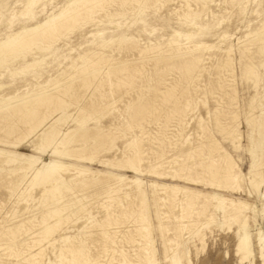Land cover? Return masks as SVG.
Wrapping results in <instances>:
<instances>
[{
	"label": "bare ground",
	"instance_id": "1",
	"mask_svg": "<svg viewBox=\"0 0 264 264\" xmlns=\"http://www.w3.org/2000/svg\"><path fill=\"white\" fill-rule=\"evenodd\" d=\"M117 1H122L121 3L123 2L126 3V1H128V3L131 5H134V4L138 5L139 3H142V1H146V0H71L70 2L68 1L69 3L66 4L64 7L62 8H60L61 6L59 7L61 9L59 13H52V15L49 16L45 21L37 23L34 26L24 27L21 30L11 35L8 34L10 36L4 42L0 43V66L7 61L10 62V59H16V58L18 59L19 56L23 54L26 55L27 52L30 53L31 55L30 50L32 49V47L41 49L42 47H44L45 44L47 45L46 47H51L53 44L60 41L64 35L68 34L69 29L72 28L73 30L74 29L76 30L78 28H81L80 26L82 25L84 26L85 24L83 23L88 24V22L90 23L93 22V20L95 19L94 18L95 14L97 16L98 12L104 11V10L107 11L106 8L108 6L110 7L111 4ZM188 1H191V0H188ZM195 1H196L195 4H197V2H202L204 0H195ZM40 2H42V0H25V2H23L24 5L22 4L23 5V11H22L23 15H32L33 8ZM125 3L123 4L125 5ZM185 3H184V6H185ZM120 5L121 4H119V6ZM126 7H128V5ZM117 8L119 7L117 6ZM197 8H199V6ZM107 9H110V8H107ZM190 10H193V9L191 8ZM190 10H186V12L185 10H183V12H185L184 16L186 17L192 16V12H190ZM116 12H117V9H116ZM107 14H108V11H107ZM193 15L195 14L193 13ZM188 23L192 25L196 24L194 20H189ZM84 32L82 31V33ZM256 33L258 37L255 38L254 40H251V44L253 48H255L254 46L258 47V56L261 57L259 54L262 53L264 49V44H263L264 43V19L262 23H260L259 25V31ZM174 34H176L175 37L182 36L181 33L179 32H176ZM92 35L93 34H91V37ZM100 37H101V34H100ZM175 37H172L171 35V40L166 39L168 41L167 42L165 41L166 43L164 42V44H162L163 42L161 41L162 45L159 44V45L152 46L147 43L148 45L146 44L143 46V44H141L142 45L141 46L140 44H137V42L135 43V41L132 42L130 46L127 45V51H129L130 53L131 52L135 53V55H133L134 58L132 59L129 58L130 56L126 59H123V57H121L122 59H120V57L119 59H115V58H112V56L111 57L108 56L104 52L98 51L99 48L104 49L108 44L102 38L103 41H101V39H100L101 42L98 41L99 42V44H97L98 49H96L95 51H90L84 57H80V59L84 61L83 63H81L83 65L79 66L80 67L79 69L77 68L78 72L76 73L75 76L71 77L70 80L67 79L68 81L63 82V83H61V81L59 80L55 81L56 83L54 84L53 88H51L52 85L50 87L45 85V86H40L38 90L35 88L36 87L35 86L34 88L36 90L31 91L29 89L30 91V92L28 91L29 93H24L27 90L25 89L23 92L24 95L18 96L16 94L18 97L14 99L12 97L0 98V144L10 145V146H14L15 148H17L19 145L25 143V141L33 140V145H34L33 147H35L37 150L41 151L42 154H44L41 157H36V156L28 155L18 150L8 151L6 149L0 148V159H2V162L6 164V166L9 165V167H5V168L2 166L3 169L0 170V188L3 187L7 190L6 191L4 189L6 191V194L8 192V195H6L4 191V195H6V197L8 196L7 199L6 198L4 199H6L9 204H11L9 207L10 209H8L7 212H5L4 210V212L7 213L9 218H12V220L15 221L14 223H11V224L9 223L11 219L9 222H6L5 220L0 222V242L7 243V247L3 249L4 252L0 254V264H3L2 258L4 259L12 258L13 259V257L14 259L22 258L23 264H45L46 259L44 260V258H46L45 256L46 250L48 249V251H50L51 248L53 250L55 249L56 254H57L56 257L54 255L55 253L53 254L54 258H56V260L54 259L55 260L54 264H100L103 262L102 259H104L103 263H106V264H114V263L115 264H160L159 263L160 260L158 259V255H159L157 251L158 249L156 248L157 244L155 243V240L153 238V232L155 228L158 229V231L160 232L161 238H162L163 260L166 262V264H195L198 261L200 254L204 250H206L205 248H206L207 238L205 239V236H206L205 233L199 234L198 233L199 231L198 232L191 231L192 229L191 227L197 226L200 218L202 217L208 218V222L206 221L207 218L205 221L209 225H213L211 223H216L215 225H217L218 228L219 226L223 227L226 225L231 226L232 224H236V225L238 224L239 230L237 233V244H236L235 252L239 255L238 257L240 258V264H253L254 261H252V259L256 257L255 255L256 250H255V245L252 240V235L249 232V225L252 223V221L256 222L255 219L258 215H257V212L255 211L256 210L255 206L249 204L247 201H244L239 198H227L224 195H220L218 193H212V192L211 193L208 192V194H204L201 191L190 189V188H184V187L174 185V184L168 185L166 183L160 184L158 182H155L152 184H148V183L146 184L142 179L138 177L129 178L126 176H122L120 174H115V173H103L104 171L103 172L101 171L90 172V170L87 168H79V167H76L70 164L65 165L64 162L61 161L63 158L64 159L66 158L77 159L83 162L85 161V162H92V163H94L95 161H98L100 164H103V165L109 164L113 167H118V168L124 167L126 169L128 168V169L135 171L136 173L146 171L152 174L154 173V175L156 174L161 177L163 176L164 178L166 176L168 177L170 176L172 180L173 178H177L181 180L184 179L186 182L192 183L191 185L203 183L210 187L211 186L216 187L219 190L220 189H231L235 191L240 190V188L242 187L241 183L244 181V178L242 175L243 173L238 168L237 163L234 161L233 157L227 151H221L222 149L221 147H219L220 143L217 144L216 141L211 140L209 137L208 138L210 140H207V139L205 140L208 141L206 143H208V147H209L211 154L210 155L208 154L209 158L204 161L205 163H198V164H193L192 166H190L188 164L189 162L186 163L185 160L182 161L183 163L181 162L177 163L179 161H176L174 163H177L176 164L177 166L174 168V172L172 171L168 174L166 173L168 169L165 171V169L167 168V164L169 166V164L171 165L173 159L177 160L176 159L177 156H174L176 157L174 158L173 157L174 154L172 153L173 159L171 161H167L165 159L166 162H164L165 160L162 163L160 162L161 164H159L157 167L151 166L152 164H149L151 162V159L152 160L155 159L153 158L154 157L153 155H158V158H157L158 161L161 160L160 158H162L163 156L165 157V153H166L165 144L166 142L167 144L168 142L171 143L170 141H173L172 139L177 138L176 143L174 144L172 143V144L176 146V149L178 151H180L182 154L183 153L187 154V152H189L188 150L189 140H184L183 138L182 139L183 142L182 141L180 142L179 141L180 139L178 140V137H181L180 132L187 131L190 126L189 125L190 123L188 122L189 119L187 120V117L189 115V111L192 110L191 104L193 102H189L190 100H188L187 103L184 102L185 100L183 98H185L186 94L188 93L186 91H183L184 86L182 87L183 90H181L178 87L180 85V84L178 85V83L174 85L167 84V81H168L167 77L169 76V72L173 69L179 70L182 73V75L180 74L179 75L182 77V80L184 81V83L186 82L188 84H194V86H196L197 88L196 90H198L199 92L198 87L202 85V83H200L202 82L200 81L201 78L208 76L207 73L209 70V66L212 63L214 56L217 55L218 51L219 52L221 51L220 49L221 47L217 45L209 44L203 41L193 40L194 37L191 33L185 34L183 36V38H185V40L187 41L186 43H184L183 41L174 40L173 38ZM228 37L229 35L227 33H223L222 35L219 36V39L222 41H225V39H227ZM81 38L86 39L87 37H82L81 35ZM129 41H130L129 38L123 37L118 40V43L119 45L123 46L124 44H129ZM87 42H86V45H87ZM94 43L96 44V42ZM164 45H165V48H164ZM249 46L250 45H244L241 47V49H239L242 53V55L240 54L241 56L248 57L251 54L252 50L250 49L251 47L249 48ZM89 49H92V47H89ZM45 50H48V49H45ZM45 50L43 52H45ZM65 52L67 55L68 50ZM82 52H79V53H82ZM221 52L223 56L219 59L220 61L217 62L219 63L218 67L217 66L214 67V68H217V70H213L215 72L214 74H212L213 77L209 78L208 80L209 82L208 87H211L213 90L215 89L216 91L218 90L217 94H219V92L227 93L226 96L225 95L224 96L227 97V100L232 103L237 98L234 86L232 85V82H234V73H235L233 69V66L235 68V65H233L234 64V59L232 55L233 49L227 48L226 50H223ZM40 53H42V51ZM252 56H250L251 59H252ZM243 58L244 57H242V59ZM261 58H263V55ZM61 60H64V59H61ZM176 60H177L176 63L173 62V64H171L172 61H176ZM15 61L17 60H14V62ZM41 61L30 62L27 64V66H25V68L27 69L31 68L34 70V68L38 66L41 63ZM214 61H215V58H214ZM245 62L247 63V61ZM248 62L251 63L252 61H248ZM260 62H264V61L261 60ZM43 63L41 65H43ZM71 63H74V61L73 62L71 61ZM252 64H255V63H252ZM44 65H47V64L45 63ZM252 68L251 67L247 68L244 71L247 72L248 75L252 74L253 76V74L255 73L254 71L257 69L256 68L252 69ZM40 69L41 68L39 67V70ZM44 69L45 68H43V70ZM149 71L151 72V77L149 76L150 73L149 75H147ZM244 71L242 70L243 74H245ZM175 72L177 74V71ZM257 72L259 73V71ZM71 73H74V72H71ZM11 75H14V73ZM55 75H56V72H55ZM170 75L172 76V74ZM255 75L256 74H254L253 77L258 79V77H255ZM258 76L260 75L258 74ZM34 77H35L34 78L35 80L39 79V77H36V76ZM242 77H244V75ZM175 78H176L175 80L178 81L177 79L178 77L176 76ZM153 80L155 81L156 84L153 83L155 85L153 88H151L149 86V83H151ZM246 81H243V82H246ZM135 82H139L140 85L134 87L133 84ZM26 83H29V82H26ZM172 83L173 82L171 83L169 82V84H172ZM196 83H200L201 85L199 86ZM246 84L247 86L249 85L248 87H250V84H248L247 82ZM202 86H204V84ZM256 87L254 90H256ZM102 88L104 89L106 88L110 92L116 93V94H118L119 92L120 93L125 92L126 94H129V95H132L133 92L134 93L136 92V94H138L136 99L134 101L131 100L130 103L127 102V100H125L129 104L126 106V112L125 110L124 112L125 114L128 112V115H129L128 125L131 128L134 129L135 126L136 127L137 125L139 126L138 123L140 120L149 119V122L151 123V120H158V117L163 115L167 119H170L171 117L177 119L178 121L176 125L178 127L177 134H176V131H174L175 134L171 133V135H174V136H168V133L166 131L167 128H166L165 130L161 131L162 135L160 138L155 139L156 141L154 140L151 141L150 139L151 136L149 135L150 138L149 137L148 138L150 140L149 139L147 140L151 141L152 144H158L161 150L160 152H158V150L156 151V149L152 150L153 148L151 149L150 148L151 146H150L149 147L150 150H147V151L150 153L153 151V155H152L153 157L150 156L151 159L145 158V153H147V151H145L146 149L144 146L142 135L140 133L141 135L140 137L139 136L134 137L127 143L126 147H124L125 149L123 148L122 156L119 159H113L111 161L110 160L101 161V159L99 158H102V157L100 156L98 158L99 153L101 155V152H104V149L103 151L101 149L102 148H107V150L115 149V140L118 137L117 135L121 132L123 133V130H124V129L121 130L120 126L116 124V122L115 123L112 122L111 124L109 123L110 125L108 126L105 125L101 127H93V128L84 129V126L88 121L87 119L96 117V120H97L98 118L97 116L101 113L99 112L100 111L99 107L103 106V103H104L103 108L107 109V111L108 109L110 110L111 108H114L115 107L114 104L117 103L116 101L115 102L109 101L105 103L108 100L105 101L103 99L100 103L99 101L100 97L98 98V100H96L95 93L97 90H99L98 93L101 92ZM160 88H163L164 91H161ZM191 88L189 87V89ZM91 89L95 91L94 93L95 101L88 100L86 101L87 104L85 105L83 104V106L81 107L79 106L78 111L82 115V117L81 119L80 118L77 119V123H78L77 127H75L74 129L63 130L61 128L62 123L70 118L68 114V109L70 107L72 108L75 107V106H72L74 102L75 104L80 103V99L83 98L84 92L87 90L89 91ZM204 89H205V86H204ZM200 91H203V88ZM208 91L210 90L208 89ZM102 93H105V92H102ZM195 95H196L195 96L196 98L198 95L197 94ZM201 95H204V94H201ZM253 95L257 96V94H253ZM98 96L103 97L104 95H101L100 93V95ZM219 96H221V94ZM253 99H256V98H253ZM122 100H124V98ZM209 100H212V99H209ZM224 100H226V98ZM121 102L123 103V101ZM196 102L197 101H195L194 103ZM216 104L217 103H214V105ZM195 106L196 105H194V108ZM197 106L200 107L199 105ZM222 107L224 108V105ZM206 110L208 109L206 108ZM217 110L218 108H216V111ZM254 111L253 113H255ZM261 111H263V108ZM222 112H224L223 109H222ZM115 113L116 112H114L113 114ZM227 114L225 115L227 116ZM117 115H116V118L118 117ZM215 115L216 117H213V118H216L217 126L220 129L219 131L227 133L234 145V148L236 150L239 149V147L241 146L240 143L242 139L241 138L242 135L240 134V131H239L240 125L237 127L233 123L235 127H232L231 130L226 131L227 129L225 130V126H224L225 124L223 125L222 123V119L220 117L221 115L220 114L219 115L215 114ZM235 115L236 114H234V118L231 116V120L232 118L233 120L236 119ZM125 116L127 117V115ZM236 116L239 118L240 114L238 113ZM118 118L120 119V117ZM98 119H101V118H98ZM247 119H250V118H247ZM226 120L227 119H225V121ZM228 121H230V119H228ZM142 122L144 123L145 121H142ZM142 122L141 124H143ZM202 122L198 124L197 128H198V131H200L201 129V131L205 134L207 130L204 128V126H202ZM206 122H209V121H206ZM212 122H213V119H212ZM122 123H123V120H122ZM235 123H237L236 120H235ZM206 125L207 124H205V127ZM174 126L175 125H173V127ZM207 126L209 127V125ZM197 128H196V131H197ZM128 130H129V127H128ZM142 130H145V129L142 128ZM135 132H138V131H135ZM152 132L153 131H151V133ZM260 132L263 133L262 126H259V133ZM203 133H202V136H203ZM130 134L128 133L126 135H130ZM144 134H147V133L144 132ZM159 134L160 133H158V135ZM218 134L220 133L218 132ZM207 135L208 134H206V136ZM147 136H144V137H147ZM182 136H185V135L183 134ZM125 137L127 138V136ZM212 137L214 138L213 135ZM130 138H127V139H130ZM118 140H120V138ZM198 143H201V142L199 141ZM200 147L202 151H203L202 147H204L205 149V146L201 145L197 147V149L195 150H198ZM192 150L194 149L191 148V151ZM47 152H52V155L55 156V159H52V158L45 159L44 156L46 155ZM168 152L169 151H167V153ZM213 152L215 153L218 152V156L213 157ZM107 154L109 153L107 152ZM200 154H203V152ZM149 155L150 154H148L147 156ZM179 157H183V156L179 155ZM188 157H184V158H188ZM215 157H218V158L216 159ZM166 158L169 159V156H167ZM146 159H148V161ZM263 160L261 163H263ZM256 163L257 162L253 163L252 170H250L251 176H249L250 178L248 177L249 178L248 183H250V187L254 188L253 190H256L258 192L261 182L259 181L260 174L259 172H257L258 163L257 164ZM143 164L144 165L146 164L149 167L144 166L146 167V169H143V166H142ZM147 169L149 170L147 171ZM72 172L74 174L70 175ZM167 172H169V170ZM261 176H263L262 173H261ZM262 182H264V179ZM190 183H187V184H190ZM98 187L101 188L102 192H104L105 194L104 197H106V200L103 201L101 208H99V209L104 210V215H102L101 218H98V217L96 218L93 216V213L90 210V208H93V207L89 208L90 205L88 206L84 203L85 198L81 199L82 196L79 195L81 193H84L85 191L90 192V189H97ZM2 189H0V191ZM91 192H93V190ZM38 196H40L38 200H40V205H41V208L43 209L41 211L40 216L34 217L36 214H33V216L31 215L29 205L32 202H34L35 204V201H37L36 197ZM0 198L2 197L0 196ZM66 198H68V200H65ZM98 201H94V202H98ZM23 202H25L27 205L25 207L21 206L23 208H20L19 206ZM94 202H93V205L95 204ZM7 204H5L4 206H7ZM197 205L200 206V209L197 210L196 212L195 208L198 207ZM4 206H0V213H1V210H3ZM97 208L98 207H96V209ZM32 211L35 212V210L33 209ZM213 211L221 212L220 220L215 219L214 215H209V214H213L212 213ZM93 212H97V210ZM194 214L197 216V220H196L197 222L191 225L190 224L191 221L188 220L187 222L186 220L191 219L194 216ZM84 218L86 220H89L90 224L87 226V224L89 223L88 222L84 226L78 225V228L81 230H79L77 234L68 235L69 230L72 228L71 226L73 225V227L75 226L77 227V224ZM153 221L155 222V224L153 223ZM127 222L128 223L131 222L133 225L127 231L121 230L122 225H124ZM204 230H206V228ZM170 231H173L172 236L168 235ZM186 232H190V236L187 238L185 237ZM30 233H32V236H33L32 237L30 235L32 237L30 242H25L21 240V236L24 237L25 234L28 235ZM254 236H256L258 240L257 241L258 242L257 244L258 257L261 259L262 261L261 263L264 264V232L263 230L261 228L256 229V233ZM34 249H36L35 252L32 251ZM93 249L99 250V254L97 256L93 255ZM1 250H2V246H1ZM1 250H0V253H1ZM11 263L14 264V262H11ZM49 264L51 263L49 262Z\"/></svg>",
	"mask_w": 264,
	"mask_h": 264
},
{
	"label": "rangeland",
	"instance_id": "2",
	"mask_svg": "<svg viewBox=\"0 0 264 264\" xmlns=\"http://www.w3.org/2000/svg\"><path fill=\"white\" fill-rule=\"evenodd\" d=\"M68 1L70 2L71 0H42V2H40L39 4H37L33 8V14L32 15H23V12H22L23 11V5H24L23 2H25V0H0V43L4 42L11 34L16 33L17 31L21 30L22 28L34 26L37 23L45 21L49 16L52 15V13H59L60 10H61L60 8L64 7L66 4H68L69 3ZM194 1L195 0H191V1H188V0H184V1L183 0H167V1H165V0L164 1L163 0H146V1H142V3H139L138 5L137 4L131 5V4L128 3V1H126V3L123 2V3H125V5H124L123 3H121L122 1H117V2H115L113 4H111L113 7L111 5H110V7L109 6L107 7V8H110V9L106 8V10L108 11V14H107V11H105V10L104 11H100V12L97 13V16H99L100 18L97 17L96 14H95V16H94L95 19L93 20V22H91V23L88 22V24L83 23L85 25L84 26L83 25L80 26L81 28H78L76 30L75 29L73 30L72 28H71L72 30L69 29L68 34L64 35L62 37L63 40L61 39L60 41H58L59 43L58 42L55 43L56 45L53 44L51 47H46L47 45L45 44L44 47H42L41 49H38L36 47H34V48L32 47L33 50L32 49L30 50L31 55H30V53L27 52L26 55L23 54V55H21L22 57L19 56L18 59L17 58L16 59H10V62L7 61V62L4 63L5 65L2 64L0 66V69H1L0 70V76L2 75L0 77V98H2V97H4V98L12 97L14 99V98H16L18 96L24 95V93H29L30 92L29 89L31 91H33V90L35 91L36 89L39 90L40 86H45V85H47L48 87H50L52 85L51 88H53L54 84L56 83L55 81L59 80V81H61V83H63V82H66V81L70 80V78L75 76L76 73L78 72V69L80 68L79 66L83 65L81 63H83L84 61L82 59H80V57H84L90 51H95L96 49H98L97 44H99V42H101L103 40L106 41L108 44H107V46L104 49L103 48L102 49L99 48L98 51L104 52L108 56H110V57L112 56V58H115V59H119V57H120V59H122L121 57H123V59H126L129 56H130L129 57L130 59L134 58L133 55H135V53H133V52L130 53L129 51H127V45L130 46L131 43L134 42V41H135V43L137 42V44H140V45L143 44V46L146 45L147 43L149 45H152V46L153 45H159L162 42H163L162 44H164L165 41L167 42L168 40H171V35H172V37H175L176 34H174V33H176V32L181 33L182 36L181 37L178 36L179 38L176 36L173 39L174 40H178V41H183L184 43H186L187 41L185 40V38H183V36L185 34L191 33L193 35V37H194L193 40H195V41H203V42H206V43H209V44L217 45V46L221 47L220 48L221 51L226 50L227 48H232L233 49L232 55H233V59H234V64L233 65H235V68L233 66V69H234L235 73H234V82H232V85L234 86V89H235V92H236V97H237L236 100H234V102H232V103L227 100V97H225L227 93L219 92V94H217L218 90L216 91L215 89L213 90L211 87H208L209 86L208 80H209V78L213 77L212 74H214V72H215L213 70H217V68H214V67H216V66L218 67L219 63H217V62H219L220 61L219 59L223 56L221 51L220 52L218 51L217 55L214 56L215 61H214V58H213V61L210 64L209 70H208V73H207L208 76L204 75L205 77L204 78L202 77L201 80H200V81H202L200 83H202V85L204 84L205 89H204V86H202L200 83H196L199 86L201 85L200 87H198L199 92H198V90H196L197 88H196V86H194V84H188L186 82H185L186 84L184 83V81L182 80V77L180 76V75H182V73L179 70L173 69V70H171L172 72L171 71L169 72V76L167 77V80H168L167 84L168 85H174V84L178 83V85L180 84L178 87L181 90L184 89L183 91L188 92L186 94V96H185L186 99L183 98L185 100L184 102L187 103L188 100H190L189 102H193L194 103L195 101H197L196 102L197 104L194 103V105H196L195 108H194L193 103L191 104L192 105L191 106L192 110L189 111V115L187 117V120L189 119L188 122L190 123L189 124L190 126H189L188 130L185 131V132H180L181 133V137H178V140L180 139L179 140L180 142L182 141L183 138H184V140H189V142H188V148H189L188 150H189V152H187L188 155L185 154V153L182 154L180 151H178L176 149V146L173 145L174 143H176L177 138L176 139H172L173 141H170L171 143L168 142L169 145L166 142V144H165V151H166L165 157L163 156L162 158H160L161 160H159V161L157 160L158 155H153V151L151 153L147 151V150H150V148L151 149L153 148L152 150L156 149V151L158 150V152H160L161 151L160 150V146L158 144H152L151 141L152 140L156 141L155 139L160 138L161 135H162L161 131L165 130L166 128H167L166 131L168 133V136H174V135H171V133L175 134L174 131H176V134H177L178 127L176 125H177L178 121H177L176 118L171 117L170 119H167L166 117L161 115V116L158 117V120H151L152 125L149 122V119H147L148 122H147V120H140L139 121L138 124H139V126L141 128L138 125H137V127L135 126L134 129L131 128L128 125V120H129L128 112L126 114H125V112H126V106L131 102V100L134 101L136 99L137 95H138V94H136V92L134 93L133 91H132L133 93L131 92L132 95L126 94L125 92H122L123 94L120 93V92L118 94L112 93L106 88L105 89L102 88L101 92H99V93H98L99 90H97L96 93L92 89L89 90V91L87 90L88 93H87V91H85L84 94H83V98L80 99V103H76L75 104V102H74V104L72 106H75V107H73V108L70 107L68 109V114H69L70 118L62 123L61 128L63 130H68V129H74L75 127H77V124H78L77 123V119H79V118L81 119V117H82V115L78 111V108H79V106L80 107L83 106V104L84 105L87 104L86 101H88V100L89 101L90 100H94L95 101V99L98 100V98L100 97V99H99L100 103H101L102 99L105 100V101L108 100L105 103H107L109 101H112V102L116 101L117 105L114 104V106H115L114 108L115 109L111 108L110 110L108 109V111H107V109L103 108V106H104V103H103V106L99 107V110H100L99 112H101V113L97 116L98 118H101V119L97 118V120H96V117L89 118V119H87L88 121H87V123L84 126V129H86V128H93V127H101V126H105V125L108 126L112 122L113 123L116 122V124H118L120 126L121 130L124 129L123 133L121 132V133H119L117 135L118 137L116 139L117 141L115 140V149H113V150H109V149L107 150V148H102L101 149L102 151L104 149V152H101V155H100V153L98 155V158L100 156L102 157V158H99V159H101V161H106V160L107 161H109V160L111 161L113 159H119L122 156L123 148L126 147L127 143L132 138L137 137V136L140 137L142 135V139H143L144 146H145V149H146L145 151H147V153H145V158H150L151 159V157H153V156H154L153 158H155V159H153L154 161L151 159V162L149 163V164H152L151 166L157 167L165 159L167 161H171L174 156H177V158L174 157L177 160H174V159H173L174 161L172 160L173 164L171 163V165L169 164V166L167 164V168L165 169V171L168 169L169 172H167L168 171L167 170L166 173L169 174L172 171L174 172V168L177 166L176 164L180 163V162L183 163L182 162L183 160H185L186 163L189 162L188 164L190 166H192L193 164L205 163L204 161L209 158L208 154L209 155L211 154V152L209 150V147H208V143H206V142H208L207 140L211 139V140L216 141L217 144L220 143L219 147H221V149H222L221 151H227L233 157L234 161L237 163L238 168L243 173L242 175H243L244 181L241 183L242 187L240 188V190H238V191L237 190L236 191L235 190H231V189H220L219 190L216 187H212V186L210 187V186H207V185H205L203 183H198V184H195V185L194 184L191 185L192 183L186 182L184 179H182L183 181L181 179H177V178H173V180H172L170 176L169 177L166 176L167 178L165 177L166 178L165 179L163 176L161 177V176L156 175V174L154 175V173L152 174V173L146 172V171H143V172H140V173H136L135 171H133L131 169H128V168L126 169L124 167H119V168L118 167H113V166H111L109 164L108 165L107 164L103 165V164H100L98 161H95L94 163H92V162H85V161L83 162V161H80V160H77V159H71V158H66V159L63 158L61 161H63L65 165H69L70 164V165H73V166H76V167H79V168H87V169L90 170V172H93V171H101V172H103L104 171L103 173H115V174H120L122 176H126V177H129V178L138 177V178L142 179L146 184L147 183L148 184H152V183H155V182H158L160 184H165L166 183L168 185L174 184V185H178V186H181V187H184V188L195 189V190L201 191L204 194H208V192H210V193L212 192V193H218L220 195H224L227 198H239V199H242L244 201H247L249 204L255 206V208H256L255 211L257 212V215H258L256 217V219H255L256 222L252 221V223L249 225V232L252 235V240H253V243L255 245V250H256V253H255L256 257L254 259H252V261H254L253 264H262L261 263L262 261L258 257V254H257L258 253V251H257L258 250V246H257V244H258L257 241L258 240H257L256 236H254V235L256 233V229H260L261 228L263 230V232H264V207H263L264 206V182H262L263 179H264V174H263L264 173V160H263L264 159V100H263L264 99V62H260L261 60L264 61V53H263L264 49H263V52L259 54L261 57L263 55V58H261V57L258 56V47L254 46L255 48H253V46L251 44V40H254L255 38L258 37L256 32L259 31V25H260V23H262V21L264 19V0H247V2H246V0H209V1L208 0H204L202 2H197L198 5L195 4L196 1L195 2ZM243 2H244V4H243ZM184 3H185V6H184ZM119 4H121V5L119 6ZM127 5H128V7H126ZM205 5L207 7L208 6L209 7L207 8ZM21 6H22V8H21ZM117 6L119 8H117ZM198 6H199L200 10H199V8H197ZM121 7H123L124 9L121 8ZM184 7H185V9H184ZM190 7L193 10H190L191 9ZM201 8H202V10H201ZM116 9H117V12H116ZM194 9H196L197 11L194 10ZM211 9H212V11H211ZM110 10H111V12H110ZM112 10H114V11H112ZM126 10H128V11H126ZM183 10H185V12H186V10H190V12H192V16H190V17L184 16L185 12H183ZM121 11H123V12H121ZM201 11H202V13H201ZM101 12L102 13L106 12V13L104 15V13L102 14ZM99 13H101L102 15L99 14ZM193 13L195 15H193ZM197 14H199V15H197ZM112 15H113V17H112ZM188 18H189V20H194V22H196V24L192 25V24L188 23L189 22ZM82 31L83 32L85 31V32L82 33ZM223 33H227L229 35V37L227 39H225V41H222V40L219 39V36L222 35ZM8 34H10V35H8ZM91 34H93L92 37H91ZM100 34H101V37H100ZM81 35H82V37H87V38L86 39L85 38H81ZM123 37L129 38L131 42L129 41V44H124L123 46L119 45L118 40L123 38ZM102 38H103V40H102ZM100 39H101V41H100ZM166 39H168V40H166ZM86 42H87V45H86ZM94 42H96V44ZM92 44H94V45H92ZM241 45L242 46L250 45L249 48L251 47L250 49L252 50V52L248 56L249 58L247 56H241L242 53L239 50L242 47ZM66 46H67L68 49L66 48ZM89 47H92L93 50L89 49ZM256 47H257V49H256ZM164 48H165V45H164ZM43 49L44 50L48 49V50H45V52H43L44 51ZM67 50H68V52H67V55H66L65 51H67ZM72 50H74V51H72ZM256 50H257V52H256ZM41 51H42V53H40ZM79 52H82V53H79ZM58 53H60V54H58ZM78 54H79V56H78ZM250 56H252V59H251ZM242 57H244V58L246 57L245 60H244V58L242 59ZM39 58H41V59H39ZM43 59L45 60V62H44ZM61 59H64V60H61ZM14 60H17V61L14 62ZM41 60H43V61H41ZM69 60H71L72 62L74 61V63H71V61H69ZM177 60L176 61H172L171 64H173V62L176 63ZM33 61H37V62L41 61V63L38 66L42 70L41 69L39 70L38 66H36L34 68V70L31 69V68H28V69L25 68V66H27L28 63L33 62ZM245 61H247V63ZM248 61H252V62L250 63ZM42 63H43V65H41ZM45 63L47 65H44ZM252 63H255L256 66H255V64H252ZM244 66H245V68H244ZM246 67L247 68H250V67L252 68L253 67L252 69L256 68L257 70L254 71L255 72L254 74L257 75V76L255 75V77H258V79L253 77L254 74H253V76H252V74H249V75H251V76H249L248 73L244 71L245 69H247ZM43 68H45V69L43 70ZM75 68L76 69L78 68L77 71H76ZM29 69H31V70H29ZM56 70H58V71H56ZM242 70L244 71V73L246 75L243 74ZM175 71H177V74H176ZM196 71H197V69H196ZM257 71H259V73ZM55 72H56V75H55ZM63 72L65 73V75H64ZM71 72H74V73H71ZM13 73H14V75H11ZM149 73H150V75H149ZM170 74H172V76ZM258 74L260 76H258ZM45 75L47 76V78H46ZM147 75H149L151 77V72L149 71L147 73ZM243 75H244V77H242ZM34 76L39 77V79L35 80ZM48 76H49V78H48ZM66 76H67V78H66ZM176 76L178 77L177 79H178L179 82L177 80H175ZM247 76H248V78H247ZM249 77L251 79H253L254 81L251 80ZM53 79H54V81H53ZM62 79H64V80H62ZM204 79H206V80H204ZM255 79H257V80H255ZM49 80H50V82H49ZM174 80H175V82H174ZM246 80H248V81H246ZM243 81H246L248 84H250V87H248L249 85L247 86L246 82H243ZM256 81H258V82H256ZM26 82H29V83H26ZM43 82H45V83H43ZM169 82L170 83L173 82V83L169 84ZM253 82H255V83H253ZM151 83H149V86L151 88H153L156 83H155L154 80ZM153 83H155V84H153ZM133 85L135 87V86L140 85V83L139 82H135ZM253 85L255 87L257 85H259V86L256 87V90H254L255 87ZM182 87H183V89H182ZM189 87L190 88L192 87L193 90H192V88L189 89ZM194 88H195V90H194ZM202 88H203V91H200V90H202ZM25 89H27V90L24 92ZM160 89H161V91H164L163 88H160ZM208 89L210 91L211 90L212 91L210 92V91H208ZM248 89H249V91H248ZM17 91H19V92H17ZM204 91H205V93H204ZM102 92H105L106 94L102 93ZM94 93H95V99H94ZM100 93H101V95H104V96L103 97L98 96V95H100ZM109 93H110V95H109ZM193 93H194V95H193ZM195 94L198 95L197 96L198 98L197 97L195 98V96H196ZM201 94H204V95H201ZM220 94H221V96H219ZM253 94H257V96L256 95L254 96ZM258 94H260V95H258ZM189 95H191V96H189ZM262 95H263V97H262ZM109 96H111L112 98L109 97ZM203 96H205V97H203ZM215 96H217V97H215ZM105 97H107V98H105ZM200 97H201V99H200ZM123 98H124V100H122ZM225 98H226V100H224ZM251 98L252 99L256 98V99L252 100ZM196 99H198V100H196ZM209 99H212V100H209ZM125 100H127V102H129V103H127ZM121 101H123V103ZM199 101H201V102H199ZM216 101H218V102H216ZM221 101H222V103H221ZM205 102H207V103H205ZM69 103H71V102H69ZM202 103H204V104H202ZM214 103H217V104L214 105ZM123 105H125V106H123ZM197 105H199L200 107H198ZM223 105H224V108L222 107ZM122 106H123L124 109L122 108ZM225 106H226V108H225ZM261 107L263 108V111H261L262 110ZM121 108L123 109V111H122ZM206 108L208 110H206ZM216 108H218V110H217L218 112L216 111ZM193 109H194V111H193ZM222 109H223L224 112H222ZM124 110H125V112H124ZM196 110H197V112H196ZM219 110H220V112H219ZM251 110H252V112H251ZM118 111H120V112H118ZM253 111L255 113H253ZM114 112H116L118 115L116 113L113 114ZM123 112H124V114H123ZM236 112H238L240 114L239 118L236 116L238 114ZM214 113L218 114V115L219 114L221 115L220 117L222 119L223 125L225 124L224 126H225V130L227 129L226 131L231 130V128L235 127V125L237 127L240 125L239 126L240 127L239 131H240V134L242 135L241 136L242 139H241V143H240L241 146L239 147V149L236 150L234 148V145H233V143H232V141L229 138V135L227 133L219 131L220 129L217 126L216 118H213V117H216V115ZM227 113H229V114H227ZM223 114H224L225 117L223 116ZM225 114H227V116ZM234 114H236L235 115V117H236L235 120L239 124L235 123V120H233ZM116 115L118 117H120V119L118 117L116 118ZM125 115H127V117ZM210 115H212V116H210ZM75 116L78 117V118H76ZM100 116H102V117H100ZM231 116L233 117L232 120H231ZM162 118H164V119H162ZM211 118L213 119L214 124H213ZM247 118H250V119H247ZM74 119H76V120H74ZM121 119L123 120V123L125 122L124 124L122 123ZM207 119H209V120H207ZM225 119H227V120L225 121ZM228 119H230V121H228ZM125 120H127V121H125ZM162 120H164V121H162ZM142 121H145V122L143 123ZM197 121H199V122H197ZM206 121H209L210 123L206 122ZM104 122H106V123H104ZM141 122L143 124H141ZM170 122H172V123H170ZM200 122H202V126H204V128L207 130L205 134L201 131V129H200L201 132L198 131L197 127H198V124ZM145 123H146V125H145ZM158 123H160L161 125L158 124ZM195 123L197 124V126H196ZM164 124H165V126H164ZM205 124L209 125V127L207 125L205 127ZM215 124H216V126H215ZM248 124H250V125H248ZM173 125H175V126L173 127ZM191 126H193V127H191ZM229 126H230V128H229ZM259 126L263 127V133L262 132L259 133ZM128 127H129V130H128ZM136 128L137 129L139 128V129L137 130ZM142 128L145 129V130H142ZM154 128H156V129H154ZM192 128H194V129H192ZM196 128H197V131H196ZM130 129L133 132H131ZM125 130H126V132H125ZM134 130L138 131V132H135ZM151 131H153V132L151 133ZM217 131L221 135L218 134ZM130 132H131V134H130ZM144 132L147 133V134H144ZM128 133L130 135H126ZM140 133H141V135H140ZM158 133H160V134L158 135ZM191 133L192 134L195 133V134L192 135ZM202 133H203V136H202ZM183 134L185 136H182ZM206 134H208V135L206 136ZM149 135L151 136V138L149 137ZM212 135L214 136V138L216 140L212 137ZM125 136H127V138H130V137L131 138L127 139ZM144 136H147V137H144ZM152 136H153V138H152ZM156 136H157V138H156ZM148 137L151 139V141H149L150 139ZM188 137H190V138H188ZM225 137H227V138H225ZM119 138H120V140H118ZM191 138H192V140H191ZM147 139H149V140H147ZM205 139H207V140H205ZM124 140H126V141H124ZM174 140H175V142H174ZM190 140L193 142V144H192V142ZM228 140H230V141H228ZM199 141L201 143H198ZM146 142H147V144H146ZM180 142H179V144H180ZM195 142H197V143H195ZM189 144H190L191 148L194 149V150L191 151V148H190ZM200 144L205 146V149H204V147H202L203 151L201 150V147L198 149L200 151V153L203 152V154H200L198 150H195V149H197V147L201 146ZM206 144H207V146H206ZM196 145H198V146H196ZM33 146H34L33 145V140H27V141H25V143L19 145L17 148H15L14 146H10V145L0 144V148L6 149L8 151H16V150H18V151H21V152L26 153L28 155H32V156H36V157H41V156L44 155V154H42L41 151L37 150ZM168 146H169V148H168ZM250 148H252V149H250ZM167 151H169V152L167 153ZM194 151L196 152V154H195ZM197 151H198L199 154L197 153ZM107 152L109 154H107ZM118 152H119V154H118ZM148 154H150V155L147 156ZM172 155H173V157H172ZM179 155L180 156L182 155L183 157H179ZM189 155L191 156V158H190ZM167 156H169V159L166 158ZM214 156H218V152H216V153L213 152V157ZM44 157H45V159H48V158L49 159H51V158L55 159V156L52 155V152H47ZM184 157H188L189 159L188 158H184ZM215 158L217 159L218 157H215ZM186 159H187V161H186ZM0 160H1L0 161V170L3 169V167L4 168L5 167H9V165L6 166V164H4L2 162V159H0ZM146 160L148 161V159H146ZM166 160L164 162H166ZM262 160H263V163H261ZM176 161H179V162L174 163ZM255 162L258 163L257 172H259V174H260V178L258 177L259 181L261 182V185H260L259 191H258L259 193L256 190H253L254 188L250 187V183H248L249 182V178H250L249 176H251V174H250L251 171L250 170H252L253 163H255ZM142 166H143V169H146V167L148 165H146V164L144 165L143 164ZM144 166H146V167H144ZM148 170L149 169H147V171ZM260 172L262 173L263 176H261ZM72 174H74V173L72 172L70 175H72ZM67 176H69V175H67ZM260 179H262V180H260ZM184 182H186V183H184ZM187 183H190V184H187ZM2 188L3 187H1L0 189H2ZM4 189L5 188H3L0 191V196L3 198V199L0 198V204H1L0 206H4L5 204L8 203L7 200H6L7 197H8V196L6 197V195H8V192L6 194L7 190L5 189L6 190L5 191ZM92 190H93V192H91ZM4 191H5L6 195H4ZM37 191H39V190H37ZM86 192H87V194H86ZM90 192L89 191H85L84 192L85 194L81 193L79 195L82 196L81 199L85 198V200H84L85 202L84 203L86 205H88V206L90 205L89 208L93 207V208H90V210L93 213V216L96 217V218L97 217L101 218L102 215H104V210L99 209V208H101V205H102L103 201L106 200V197H104L105 194H104V192H102L100 187H98L97 189H90ZM87 196H88V198H87ZM102 197H104V198H102ZM4 198H6V199H4ZM39 198H40V196L36 197L37 201H35V204H34V202H32L30 205L28 204L29 207H30L31 215L33 216V214H36L34 217L40 216L41 211L43 209V208H41L40 200H38ZM91 199L92 200L94 199V200L92 201ZM96 199H98V200L100 199V200L98 201ZM65 200H68V198H66ZM2 201H4V202H2ZM94 201H98V202H94ZM100 201H102V202H100ZM93 202L95 203L94 205H93ZM3 203H5V204H3ZM89 203H91V204H89ZM22 204L19 206L20 208H23L21 206L25 207L27 205L25 202H23ZM33 204H34V206H33ZM10 205L11 204L8 203L7 206H4L3 210H1L0 222H2L4 220L6 222H9L10 219H11V221L9 222L10 224L15 222L14 220H12V218H9L7 213H5V212L8 211V209H10L9 208ZM37 206H39V207H37ZM96 207H98V208L96 209ZM37 208H38V210H37ZM32 209L35 210V212L32 211ZM199 209H200V206L195 208V211L197 212V210H199ZM4 210H5V212H4ZM96 210H97L98 213L97 212H93V211H96ZM261 211H263V212H261ZM212 213L213 214H209V215H214V218L217 219V220L221 219V212L213 211ZM195 217H196V219H195ZM202 218L203 219L205 218V219L203 220ZM202 218H200L201 221L199 220V223H198L199 225L197 224V226H195V227L192 226L191 227L192 228L191 231H193V232H196V231L198 232L199 231L198 232L199 234L205 233L206 234L205 239L207 238L206 239V248H205L206 250H204L200 254V256L198 258V261L195 264H240V258L238 257L239 255L235 252L236 244H237V233H238V230H239L238 226L239 225L238 224L237 225L236 224H232L231 225L232 227L230 225H226V226H223L224 227V229H223L222 226H219V228H218V226L215 225L216 223H211L213 225L207 224V222H208V218L207 217H202ZM206 218H207V220H206ZM83 220H85V221H83ZM188 220L191 221L190 224L192 225L193 223L197 222L196 221L197 220V216L194 214V216L191 219H187L186 221L188 222ZM81 221L77 224V227L76 226L73 227V225L71 226L72 228L69 230L68 235L77 234L78 231L81 230V229L78 228V225L79 226H84V225H86L89 222V220H86L85 218L82 219ZM153 223L155 224L154 221H153ZM89 224H90V222L87 224V226ZM132 225L133 224L131 222H129V223L127 222L124 225H122L121 230L127 231V230H129V228ZM220 227H222V228H220ZM205 228H206V230H204ZM207 228H209V229H207ZM200 231H202V232H200ZM186 234H185L186 238L190 236V232H186ZM25 235H24V237L21 236V240L25 241V242H30L31 238L33 237L32 233H30L28 235L25 234ZM168 235L172 236L173 235V231H170ZM153 238L155 240V243L157 244L156 248L158 249L157 250L158 254H159L158 255V259L160 260L159 263L160 264H166V262L163 260L162 238H161L160 232L158 231L157 228L154 229ZM3 243L4 242H0V250H1V246H2V250H1L0 254H2L4 252L3 249H5V247H7V243L6 242L4 244ZM5 244H6V246H5ZM98 249H95V250L93 249V255L94 256H97L99 254V250ZM32 251L35 252L36 249H34ZM46 253H48V254H46ZM46 253H45L46 258H44V260L46 259L45 264H47V263L49 264V262L51 264H54L55 263L54 261L56 260V258H54V255H55V257L57 255L55 249L53 250L51 248L50 251H48V249H47ZM5 259L2 258L3 264H13L11 262H14V264H17V263L18 264H23L22 258L21 259H18V258L14 259V257H13L14 260L12 258H5ZM7 259H9V260H7ZM51 259H53V260H51ZM16 260H18V261H16ZM102 261L104 262V259H102ZM103 262L100 263V264H106V263H103ZM246 263H248V262H246Z\"/></svg>",
	"mask_w": 264,
	"mask_h": 264
}]
</instances>
